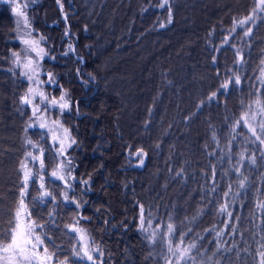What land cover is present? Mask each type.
<instances>
[{
  "label": "trees",
  "instance_id": "16d2710c",
  "mask_svg": "<svg viewBox=\"0 0 264 264\" xmlns=\"http://www.w3.org/2000/svg\"><path fill=\"white\" fill-rule=\"evenodd\" d=\"M12 7L0 0V253L23 201L57 264H92L70 254L81 242L65 226L77 219L104 254L93 253L95 264H264V6L30 4L29 24L47 53L43 71L61 86L48 92L66 90L72 103L53 114L75 141L68 201L50 177L55 147L27 125ZM30 150L46 165L43 199L36 175L27 185L23 178Z\"/></svg>",
  "mask_w": 264,
  "mask_h": 264
},
{
  "label": "snow or ice",
  "instance_id": "6c2138e0",
  "mask_svg": "<svg viewBox=\"0 0 264 264\" xmlns=\"http://www.w3.org/2000/svg\"><path fill=\"white\" fill-rule=\"evenodd\" d=\"M7 2V0H5ZM14 6L12 7L11 11L15 14L16 17L22 18V20H17V26L23 27L25 29H28L29 20L28 15L26 14L24 8L27 7V5H21L19 0H12ZM28 34L30 35V31H28ZM43 39V37H41ZM23 44L27 46V50L31 53H35V56L38 58L37 60H33L32 58H28L26 62H24L22 65L20 63V60L18 58V54L13 53L14 57V63L18 67H22L23 71L21 72V75L26 78L28 82H30V86L27 88L26 94L21 98V103L23 105H29L32 106L31 113L33 117L36 116V112L39 111L40 104H44V108L48 109V111L51 108H57L58 112L62 115L65 110H68L72 107V103L69 99H67V91H63V93L59 96L57 99L56 97H52L51 99L49 96L42 90V87L44 86L45 81L41 80V74H42V66L39 61H42L45 56L47 55L45 49L41 47V40L36 39H24ZM72 49L69 48V51ZM67 55V53H65ZM50 60H55L54 56L49 57ZM83 62V61H81ZM43 75L47 78V83L49 86H56L61 87L55 79H53V74L51 72H43ZM35 85V86H31ZM40 98V103H35L36 98ZM43 119V117H41ZM58 123V122H54ZM46 126L45 123L39 124L40 128H44ZM32 125H29V128H31ZM63 132V139L60 141L58 147L64 148L67 146L68 148H71L75 141L70 140V134L67 129H62ZM30 143V141H29ZM53 175H56V173H53ZM61 179H63V176L61 175ZM77 183H82L84 185H87L88 181H77ZM42 187V185H41ZM49 194L47 192H44L41 196V199H43L45 196H48ZM67 196L65 195L63 197V200H66ZM77 209H79V206L77 204L74 205ZM19 215V214H18ZM54 218L52 216L49 217V223H52V220ZM79 222V220H75L72 224L66 225L65 228L70 230L73 233H79V241L82 242L80 246V250L77 251L76 247L73 246V248L70 250V254L72 257L79 258L80 260H86L91 261L92 264H95V259L93 257L92 253H98L99 258H103V252L99 250L98 247H93L91 250H89L88 247V241L87 237L84 234V229L77 227L76 224ZM32 225L28 224L27 227L21 226V231L17 234L16 238L13 239L12 245L5 249V251H12L13 248H15L16 253L18 254L16 256L17 260H25L30 261L31 264H53L54 257L48 253L47 247H45L42 242L37 243L39 241V237H31L28 235V232L32 231ZM35 231H43L42 227L35 229ZM45 239L49 240L50 243L53 244L55 247V242L51 241L50 237L45 236ZM94 244V241L92 242ZM61 264H64V262H61Z\"/></svg>",
  "mask_w": 264,
  "mask_h": 264
},
{
  "label": "rangeland",
  "instance_id": "374dc122",
  "mask_svg": "<svg viewBox=\"0 0 264 264\" xmlns=\"http://www.w3.org/2000/svg\"><path fill=\"white\" fill-rule=\"evenodd\" d=\"M7 1H11L12 5L14 6L12 0H7ZM34 1L35 0H19V2L21 3L22 6L27 5V7L30 4H32ZM257 1H258V4L264 6V0H257ZM26 8H24L25 12H26ZM13 16H14V20H15V37H16L17 42L19 43V50L14 52V53L18 54V58L20 60L21 65L24 62H26V60L29 57L32 58L33 60H37L38 58L35 56V53H31L30 51L27 50V46L23 44V40L24 39L41 40L40 46L45 49L44 44H43V42H44L43 39H41V37L39 35H36L34 33V30L31 28L30 24L28 25V29H25L23 27H18L17 26V20H22V18L16 17L14 13H13ZM28 31H30V33H31L30 35L28 34ZM45 51H46V49H45ZM13 59H14V57H13ZM43 60L39 61L41 66H42V74H41L40 79L45 81L44 86L42 87V90L49 96L50 99L52 97H56L58 99L59 96H53L48 92L47 87L49 85L47 83V78L43 75V72H44L43 71ZM15 67L19 68V70L21 72L23 71V68L18 67L16 64H15ZM29 86H30V82H28V87ZM31 86H35V85H31ZM50 87L53 88L55 86H50ZM66 98L69 99L68 95ZM35 103H37V104L40 103L39 97L36 98ZM27 106H29V105H27ZM29 108L31 109L32 106H29ZM70 109L65 110V112L69 111ZM54 111L58 112V109L57 108H51L48 111V109L44 108V104H40L39 111L36 112V116L33 117V119L27 125L29 127V125L31 124L32 125L31 128L36 127V128H39L40 130L45 131L48 135V139H49L50 144L53 147H55V153H56V158H57V167L54 171H51L50 177L52 179L58 180L62 183L63 195L67 196L66 200L68 201L69 200V193L72 189V184H73V180H74L73 165H72V163L69 160V157L67 155V151L70 148H68L67 146H65L63 149L58 147L60 141L63 139L62 129H67V128L65 127V125L62 123L61 119L58 116L55 117L53 115V114H55ZM41 117H43V119H41ZM54 122H58V123H54ZM41 123H45L46 126L44 128H40L39 124H41ZM68 132H69V130H68ZM69 134H70V132H69ZM70 140L73 141L71 134H70ZM45 166L46 165L44 163L42 153L41 152H34L33 150L27 151L26 156H25V160L22 162V165H21L22 171H23V176H24L23 178H24L26 185L28 184L30 179L33 178V174L36 175V179L38 181L37 184L41 189V194H43L44 192H48L47 190H45V184H44V178L46 176ZM33 168H36L37 172H34ZM53 173H56V175H53ZM61 175L63 176V179H61ZM41 185H42V187H41ZM28 224H31L32 228H33L32 231L28 232V235L31 237H39V241H37V243L42 242V244L45 247H47L44 240L42 239V237L37 233V231H35L37 226H36V224H34L33 220L30 218L29 211H28L26 204L23 201H21L19 203V207H18L17 212H16V227H15V230L13 233L12 240L0 253V263L1 264H31L30 261L17 260L16 256L18 254L16 253L15 248H13L12 251H10V252L5 251V249H8L12 245L13 239H15L17 234L21 231V226L26 228ZM78 227L84 229V234L87 237V241H88V247H89V250H91L92 247H91L90 234L88 233L86 227H83V226H78ZM75 234L77 235V237L79 239L80 234L79 233H75ZM47 249H48V247H47ZM48 253L51 254L49 250H48ZM53 264H57V263H55L53 260Z\"/></svg>",
  "mask_w": 264,
  "mask_h": 264
}]
</instances>
